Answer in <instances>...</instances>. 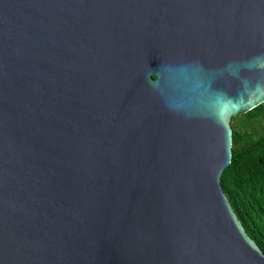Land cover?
Here are the masks:
<instances>
[{
    "label": "water",
    "instance_id": "95a60500",
    "mask_svg": "<svg viewBox=\"0 0 264 264\" xmlns=\"http://www.w3.org/2000/svg\"><path fill=\"white\" fill-rule=\"evenodd\" d=\"M264 104V0H0V264H264L220 186Z\"/></svg>",
    "mask_w": 264,
    "mask_h": 264
},
{
    "label": "trees",
    "instance_id": "16d2710c",
    "mask_svg": "<svg viewBox=\"0 0 264 264\" xmlns=\"http://www.w3.org/2000/svg\"><path fill=\"white\" fill-rule=\"evenodd\" d=\"M231 163L220 186L247 235L264 254V104L231 119Z\"/></svg>",
    "mask_w": 264,
    "mask_h": 264
}]
</instances>
